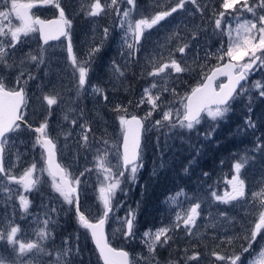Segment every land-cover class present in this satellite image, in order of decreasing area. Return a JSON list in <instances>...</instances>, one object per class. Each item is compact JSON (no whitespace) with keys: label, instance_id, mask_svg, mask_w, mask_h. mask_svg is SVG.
I'll list each match as a JSON object with an SVG mask.
<instances>
[{"label":"rangeland","instance_id":"obj_1","mask_svg":"<svg viewBox=\"0 0 264 264\" xmlns=\"http://www.w3.org/2000/svg\"><path fill=\"white\" fill-rule=\"evenodd\" d=\"M10 2L11 0H8L7 5L0 4V11H7ZM19 2L27 3L29 0ZM55 2L64 9L65 17L71 20L68 32L78 63L82 62L81 57L91 47H98L100 51L96 54L88 83L77 96L78 73L73 75L71 60L67 53V38L63 36L57 41L42 44L37 32L30 33L27 37L21 36L22 43L15 49L17 61L29 53L38 55L41 52L45 59V64L39 67L25 59L24 70L26 73L31 72L35 79L27 82L26 102L22 110L29 124L39 126L48 111L47 101L43 97L55 95L58 103L51 106L49 132L57 145L58 161L73 176L79 175L85 169L91 170L81 177L82 189L86 185V193L82 191L80 199L81 211L90 219H95L103 207L99 199V188L104 173L99 168L97 160V156L105 151L102 140L108 141L106 163L112 166L114 173L118 163L113 146L120 142L122 129L116 118L117 113L113 111L114 106H127L129 113L144 116L150 106L144 103L137 107V103L142 97L143 90L156 83L157 88L152 90L154 94L163 87L174 88L175 97L171 92H164L162 99L181 107L180 98L186 96L193 86L200 83L203 72L219 63L214 54L221 45L228 46L229 37L227 31L224 33L213 31L212 19L216 18L214 14L218 16L223 10L221 0H197L199 7L186 2L183 9H178L152 29L145 30L139 49L135 52V58L130 61L127 58L129 50L124 41L126 39L128 43L134 44V37L127 32V21L123 29L120 27L122 16L110 13L107 16L89 17L86 13L90 0ZM174 3L175 0H164L163 8L167 9ZM249 3H252V0H249ZM119 7L122 12L129 6L119 4ZM137 11L142 12L144 18H148L155 11V0H137ZM137 11L130 13L131 19L141 18ZM30 14L33 17L36 14L43 17L60 15L59 9L53 3L39 2L30 10ZM245 19L252 20V14L246 12L240 14L239 22ZM225 21L231 24L232 36L235 37L238 21L227 14L221 21L222 27ZM19 24L20 21L14 13L4 21L6 29L10 25ZM105 27L109 29L107 39L103 38ZM193 35L196 36L195 39L192 38ZM185 43L190 46L183 54L176 51ZM206 52L212 53L207 59L204 58ZM182 57L192 71L171 72L169 75V70H166L157 77L147 75V72L162 66L163 63H170L171 59L181 62ZM202 65L207 67L202 68ZM181 66L184 67L185 64L181 62ZM119 72H123L124 75L120 76ZM17 74L15 68L6 74L5 83L9 87L14 86ZM24 78L27 79V75ZM256 81L264 84V68L249 73L247 81L242 83L248 91L232 102L231 110L223 119L212 121L210 117L205 116L202 123L192 132L186 129L170 132L166 127H151L153 121L161 119L159 112H154L145 122V128L148 130L143 133L141 148L143 167L136 173L135 182L130 181L128 173H125L121 183L123 191L117 190L112 201L114 206L123 204L115 213L117 217H124L129 208L135 210L136 239L130 242L123 239L119 231L121 225L115 218L109 219L106 223L110 242L118 243L116 246L123 247L129 252L131 264H135L136 261L145 264V260L150 259L147 244L142 243L146 230L155 231L175 222L176 214L183 216L195 203H200L201 207L195 226L191 228L192 234L189 235L183 226L175 229L174 233H169L173 236L172 240L178 244L177 248L182 251V254H176L171 261H175L176 264H230L217 260L212 253L228 257L234 253L239 254L242 247H247L248 241L244 237L248 235L253 222L258 219L260 201L264 199V150H256L257 144L264 146V97L259 95V90L251 87ZM92 86L103 89L108 97L107 101L99 94L93 93ZM249 96L251 112L248 111ZM81 109L83 116H80ZM65 114L68 115L67 121L63 119ZM249 116L255 123V128L246 126L245 121ZM73 119L77 121L75 125L71 124ZM85 121L92 130L87 145L81 140L80 125ZM209 131H212L211 138H205L204 134ZM34 140L35 133L25 127L11 135L9 143L12 144L14 141L15 148L10 153L6 149V172L9 171V162L14 165L11 174L17 178L33 159L37 161L38 169L45 167L40 156L41 149L32 147ZM206 143H212L214 148L221 146L226 148L229 145L230 151L225 153L226 149L222 150L221 153L225 154L219 160L207 162L206 166L202 167L200 161L204 156L199 155V151H204ZM242 156L249 157L248 163L240 170V179L245 183V196L240 201H232L229 204L216 201L211 192L215 191L218 195H223L226 191L231 192V185L227 181L235 175L233 165ZM204 173H207V176ZM37 176L41 182L38 185L39 192L35 188L25 191L22 185L8 181L4 174H0V228L6 229L11 222L12 226H18L20 229L16 234V239L20 243L37 242V230L43 227L42 221L47 218L45 213L48 212L52 220L56 221L55 226L51 223L48 225L54 239L43 241L42 246L54 251L61 248L67 238L69 247L79 248V254L72 258V264H100L95 249L93 251L87 241L88 232L79 225L74 210L64 203L60 194L51 187V177L46 171L35 173L33 178ZM5 188L10 189L11 193L6 192ZM19 195L26 196L31 202L27 214L20 206ZM146 199L151 201V207L146 210L152 213L150 220H147L148 215L146 218L145 216L138 218V209ZM52 208L56 209L55 213L50 212ZM65 221H68L65 225L73 226H68L69 231L66 233H58ZM13 247L17 250L16 255L20 256L18 244L13 246L6 240H0V256L5 258L4 264H10ZM262 250L264 232L257 236L249 252L241 256V261L243 264H260L264 259L260 255ZM193 253H199V260L187 261L186 255L191 256ZM46 259L41 257V261ZM158 259L160 264L169 262L165 258ZM23 260L37 264L31 252L23 254Z\"/></svg>","mask_w":264,"mask_h":264},{"label":"snow or ice","instance_id":"obj_2","mask_svg":"<svg viewBox=\"0 0 264 264\" xmlns=\"http://www.w3.org/2000/svg\"><path fill=\"white\" fill-rule=\"evenodd\" d=\"M53 3L56 8L59 9L60 21L48 22L49 24L55 23L57 27L55 29L48 28L46 22L39 18H33L30 14V10L36 6V3ZM189 2L197 5V0H175L174 5L169 8H163L164 0H155V11L151 13L148 18H144L142 12L137 11V0H90V6L87 11L89 17L107 16L110 13L116 16H122L120 20V27L123 29L125 21H127V32L131 33L134 37V44L128 43L125 39L127 49V58L131 61L135 58V52L138 51L140 41L144 37L145 30H150L154 26L158 25L161 21L177 12L178 9H183L185 3ZM0 4L7 5L8 0H0ZM119 4H126L129 7L121 12ZM199 7V5H197ZM221 8L223 9L218 13V16L214 14L212 23L214 25L213 31L224 33L227 31L229 37L228 46L223 45L217 49L214 54L218 62L217 66L209 69V72H203L200 83L191 89V94L180 98L181 107H176L171 101H165L162 99L164 92H171L175 97V89H169L163 87L157 90L155 94L153 89L157 88L156 83H152L150 87L143 90L142 97L137 103V107H140L144 103H147L150 107L144 116H138L128 112L127 106L115 105L113 111L117 113V119L122 129V140L113 147L117 153L118 163L115 166L116 172L112 170V166H109L107 161V140H102L101 143L105 146V151L102 155L97 156L98 166L102 169L104 175L103 180H100L101 187L99 188V199L102 201V209L99 210V214L95 217V222L85 215V212L81 211V194L82 191L86 193V185L82 189L81 177L85 176L86 172H90V169H85L84 172L79 175L73 176L65 168H62L55 162L56 155V143L53 136L49 132V118L51 117V106L58 103L55 95H45L44 100L47 101L48 111L46 112L43 120L39 123V126L33 127L25 120L23 107L26 102L25 88L28 80L35 79L31 72L26 73L24 70L25 59L35 63L37 67L45 64L43 53L38 55H31L30 53L23 59L17 61L15 59V49L17 45L22 43L21 36L27 37L30 33L39 32L44 44H47L49 40H58L61 36H64L68 40L67 53L68 58L71 60L73 75L77 76V96L84 89V86L88 83V77L92 71V65L95 62L96 54L100 51L98 47H91L82 57L80 63H78L77 56L74 54L71 37L68 29L71 27V20L65 17L64 9L60 7L59 3L55 0H29L27 3H21L19 0H11L10 7L7 11H0V174H4L6 179L10 182L22 185L25 191H31L36 189L40 191L38 185L41 183L39 177L33 178L37 172L43 173L46 171L51 177V187L60 194L63 198V202L69 205L77 217L79 225L90 231L91 238L94 240L96 248L99 250V255L103 259L104 264H130L129 253L127 251H117L113 248L105 234V225L111 218L121 225L119 229L123 239L126 241H133L136 239V212L129 208L124 217H117L115 213L123 206L122 203L113 205L112 201L115 199L117 190L123 191L121 188L122 180L125 177V173H128L130 181L135 182L136 173L143 167L142 161V149H141V137L142 134L148 129L145 128V122L152 116L154 112H159L161 119L152 122L151 127L160 128L166 127L170 132L177 129H186L192 132L202 123L206 117H210L212 121L223 119L226 114L231 110V104L240 95L248 91V88L242 84V81H247L249 73L264 68V0H221ZM231 10V11H229ZM137 11V15L141 18L131 19L130 13ZM251 13L252 20L245 19L243 22H239L240 14ZM20 21L19 26H9L5 28L4 21L8 20L12 14ZM225 14L232 16L238 21L235 28V37L232 36L231 24L225 21L222 27L221 21L224 19ZM109 29L105 27L103 29V38L107 39ZM196 38L195 35L192 37ZM6 40V42H5ZM135 45V46H134ZM190 45L185 43L176 49L179 53L183 54L185 49ZM212 53H205V59ZM247 58V59H245ZM11 61V63L9 62ZM181 62L185 64L181 66ZM178 62L175 59H171L170 63H163L162 66L154 68V70L147 72L148 76L157 77L161 73H165L169 70L171 72L183 73L185 71H192L193 69L187 65L186 60L182 57V61ZM236 62V63H234ZM242 62V63H241ZM117 70H118V66ZM202 68L207 65H202ZM15 68L17 75L15 76V84L9 87L5 83L6 74ZM27 75V79H25ZM120 76H123V72H119ZM227 77V82H221L216 84V80L219 77ZM259 90V95L264 97V84L260 81H256L252 86ZM239 88V92L237 89ZM91 91L95 94H99L104 101H107L108 97L104 94L103 89L92 86ZM131 103V102H129ZM251 97L249 96V108L251 112ZM204 114V115H202ZM80 116H83V109L80 110ZM63 119L68 120V115H64ZM21 122L24 127L29 131L35 133V140L32 145L33 149L39 147L41 149L40 156L45 162V167L37 168V161L32 160L26 168H24L22 174L17 176L11 174V169L14 165L9 162V171L5 169V159L7 156L6 149L10 153L15 148V142L9 143L11 135L21 130ZM76 120L71 121L72 125L76 124ZM245 124L249 128H255L251 116L245 121ZM81 128V140L87 145L89 139V133L91 128L88 127L87 121L80 125ZM214 131V128H213ZM205 138H211L212 131L204 134ZM95 139V137H93ZM258 151L264 150V146L257 144ZM19 160V155L17 156ZM249 157L242 156L240 160L234 163L233 168L235 175L231 180L227 181L231 185V192L226 191L223 195H218L215 191L211 192V196L216 200L224 204H229L232 201H240L245 196V183L240 179V170L248 163ZM187 171V168L185 169ZM207 176V173H204ZM99 180V174H97ZM6 192L11 193L8 188L4 189ZM8 199H11L9 194ZM20 206L23 208L24 213H28L31 202L24 195H19ZM200 203L193 204L188 208L187 212L181 216L176 214V221L170 223L167 226L160 227L155 231L149 229L143 233L144 239L142 243L147 244L149 258L145 260V264H160L156 259L157 247H165L168 242L173 239V236L169 233H174L175 229L183 228L189 235L192 234L191 228L195 226L196 219L199 217ZM51 213H55L56 209H50ZM223 215V214H222ZM47 217L42 221L43 227L37 230L38 241L29 242L27 244L20 243L16 239V234L20 231L18 226H12L11 222L7 225L6 229L0 228V240H6L9 245H19L18 252L20 256L16 255V248H12V259L10 264H32L31 261L25 262L23 260V254L33 253V259L37 264H72V258L79 254L78 246L69 247L67 238L63 241V246L57 250L49 251L42 246V242L48 239H54L51 230L48 225L51 223L55 226L56 221L52 220L48 212L45 213ZM258 219L253 222L252 227L248 230V235L244 237L248 241L247 247H242L239 254H233L225 257L219 255L216 252L212 254L216 256L217 260L227 261L230 264H243L241 256L249 252L252 244L256 241L257 236H260L264 232V199H261L259 205V211L257 213ZM78 239V237H77ZM230 242V241H229ZM33 250H35L33 252ZM261 257H264V250L260 253ZM41 257L47 258L41 261ZM143 259V258H141ZM5 258L0 256V264H4ZM186 260H199V253H193L191 256L186 255ZM135 264H139L136 261ZM168 264H176L175 261H169ZM260 264H264V259Z\"/></svg>","mask_w":264,"mask_h":264},{"label":"trees","instance_id":"obj_3","mask_svg":"<svg viewBox=\"0 0 264 264\" xmlns=\"http://www.w3.org/2000/svg\"><path fill=\"white\" fill-rule=\"evenodd\" d=\"M25 120H27V119H25ZM27 122L30 123L28 120H27ZM21 127H24V125L21 124ZM142 141H143V135H142ZM141 148H142V144H141ZM229 148H230L229 145H227L226 148H222V146L214 148L212 143L211 144L210 143L204 144V151H199V155H203L204 156V158L200 161L201 166L205 167L207 162H210V163L216 162L225 153H228V151H230ZM224 149H226L227 152L221 153V151L224 150ZM5 161H6V159H5ZM135 191H136V189H135ZM151 192H153L152 189H151ZM147 193L148 192H146V194ZM148 195H150V194H148ZM150 202L151 201L146 199L144 201V204H143V202L141 203V206L138 209V218L141 217V216H145V218H146L147 215H148V219L147 220H150L149 218L151 217L152 213H150L149 211L146 212L147 208L151 207L150 206V204H151ZM140 220H142V219H138V221H140ZM67 223H68V221H65L64 223L61 224L63 226L61 227V230L58 233H66V232L69 231V227L68 226H73V225L72 224L65 225ZM83 230L87 232V230H85V229H83ZM87 241H88V243L90 245V248L94 251V247H93V245L91 243L89 235L87 237ZM111 243L113 245H115V246L118 245V243H116L114 241H112ZM177 245L178 244L176 242H174L173 240H170L168 242V245H166L165 247L161 248V247L158 246L157 249H156V254H155L156 255V259L159 261L158 258H160V259H164L165 258L167 261H170L171 259L176 257V254H182V251H180L177 248Z\"/></svg>","mask_w":264,"mask_h":264},{"label":"water","instance_id":"obj_4","mask_svg":"<svg viewBox=\"0 0 264 264\" xmlns=\"http://www.w3.org/2000/svg\"><path fill=\"white\" fill-rule=\"evenodd\" d=\"M33 18H39L40 20H43V21H45L46 22V26L48 27V28H51V29H55L56 27H57V25L55 24V23H52V24H49L48 22H57V21H60V15H51V16H48V17H43V16H40V15H35ZM37 34H38V39H39V41L42 43V44H44L43 43V40H42V38H41V33H39V32H37ZM63 36H61L60 38H62ZM59 38V39H60ZM58 39V40H59ZM50 41H56V40H49L48 42H50ZM219 63H221V66H222V62H219ZM234 63H236V62H234ZM218 64V63H217ZM217 64H215V65H213L211 68H214L215 66H217ZM210 68V69H211ZM207 72H209V70L207 71ZM209 74H210V72H209ZM223 76H221V77H219V78H222ZM218 78V79H219ZM217 79V80H218ZM216 80V81H217ZM221 82H227V77H223V79L222 80H220L217 84H219V83H221ZM244 81H242L241 83H243ZM198 85V84H197ZM197 85H195V86H193V87H196ZM192 87V88H193ZM191 88V89H192ZM191 89L188 91V93L186 94V95H190L191 94ZM136 115V114H135ZM139 116V115H138ZM21 124H23L22 122H21ZM33 127H35V126H33ZM36 135V134H35ZM122 140V134H121V138H120V141ZM141 140H142V137H141ZM55 162L56 163H58L59 165H60V163H59V161H58V158H57V151H56V155H55ZM45 163V162H44ZM61 166V165H60ZM62 167V166H61ZM63 168V167H62ZM93 220V222H95V219H92ZM88 231V230H87ZM88 234H89V237H90V239H91V242H92V245H93V247H94V249L96 250V252H97V255H98V257H99V260H100V262H101V264H104V261H103V259L100 257V255H99V250L96 248V245H95V242H94V240L91 238V234H90V231H88ZM105 234H106V236H107V238H108V235H107V231H106V225H105ZM108 242H109V244L113 247V248H116L117 249V251H127L125 248H123V247H120V246H114L110 241H109V239H108ZM128 252V251H127ZM129 253V252H128ZM129 261H130V258H129Z\"/></svg>","mask_w":264,"mask_h":264},{"label":"flooded vegetation","instance_id":"obj_5","mask_svg":"<svg viewBox=\"0 0 264 264\" xmlns=\"http://www.w3.org/2000/svg\"><path fill=\"white\" fill-rule=\"evenodd\" d=\"M36 15H39V14H36ZM40 16H41V15H40ZM56 41H57V40H56ZM50 42H51V41H50ZM50 42H48V43H50ZM221 79H222V78L218 79L217 82L220 81Z\"/></svg>","mask_w":264,"mask_h":264}]
</instances>
